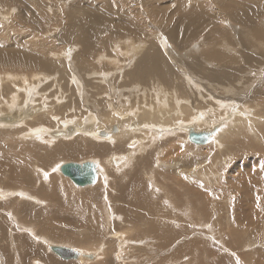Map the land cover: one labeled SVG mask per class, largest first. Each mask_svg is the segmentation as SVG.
<instances>
[{"label": "rangeland", "instance_id": "1", "mask_svg": "<svg viewBox=\"0 0 264 264\" xmlns=\"http://www.w3.org/2000/svg\"><path fill=\"white\" fill-rule=\"evenodd\" d=\"M78 9L80 10L78 11ZM169 25L170 27H167ZM172 29H174V32ZM120 37L121 39H119ZM116 39L119 42H116ZM125 39L133 42L136 46L139 43L138 47L145 44L147 48L150 44H155L158 49L160 48L164 58L162 60L170 68L171 73H175L174 78L176 80L173 78V83L177 81V73L178 76L183 75L180 80L181 87H183L182 89H184L186 95V98L183 97L184 102L191 104L190 106L193 109L197 108L198 111H203L206 119H214L212 110L208 111L207 109L209 107L213 109L218 102H227L226 104L238 107L237 112L245 111L246 108L241 103L242 97L245 98L243 102L249 104L253 117L257 115L264 116V0H0V76L7 73L25 74L27 78L24 80L25 86L36 87V93L31 94L25 108V115L30 113L31 108L40 107L42 105L41 101L46 100L49 105L45 101V106H47L45 109L50 115V124L54 128L63 125H59L53 120L56 118L59 121L72 117L84 118L87 117L86 115L89 112L90 115H96L100 121L107 122L105 120L106 112L109 113V115L106 114L107 117H110L112 109H115L119 115L125 116L124 112L125 110L127 112L129 105L138 106L139 103L134 102V99L140 101V97L143 96L142 93H139V96L137 95V98H135L130 91L132 85L129 86V83H127L126 74L122 73L121 75L119 73L122 68H127L128 64L129 66L132 65V62L129 63L132 58L128 59L120 55L117 50H131L126 49ZM164 39L166 44L163 47V44L160 43ZM81 44L83 48H81ZM85 46L86 48H84ZM113 46L117 54L113 53ZM32 48H36V50ZM87 49H89L88 53ZM14 50L19 56L14 53ZM20 55L25 56V58L23 57L24 61ZM76 55H80V57ZM55 56H59L58 59L54 58ZM101 57H105L106 60H100ZM171 57H175L173 60L175 62L172 61ZM185 57L186 59H184ZM52 59L58 62L56 63ZM118 59L121 61H118ZM31 61L60 65V68H47L38 71L40 69L38 65L34 67L26 66ZM59 62L60 64H58ZM116 64L118 65L116 66ZM178 65H182L185 70ZM132 66L135 68L137 64L134 63ZM149 66L151 68L149 67L146 70L147 73L149 72L148 81L141 82V86L143 85L146 88L155 82V80H151L152 83H149L151 82L149 79L155 75L152 72L153 67ZM35 69L37 70L35 71ZM129 69L127 73H129ZM35 72H43L36 74L39 76L45 75L47 78L44 77L48 80L38 81L35 78L34 80L33 77H31L32 79L29 78ZM137 72L142 73L143 69ZM195 75L203 81H200L201 88H193L187 85L189 80L186 81V79L190 78L192 79L190 81L194 82ZM103 80H106V82ZM0 86V93L2 92L0 95L1 102L2 98H7V95L14 88L10 90L11 85L7 84ZM16 86L23 87L24 84L22 81H17ZM76 88L78 91L75 90ZM60 90L65 91L63 92L64 96L69 101L63 100L61 107L55 106L53 110H50L51 105L55 104ZM120 92L122 93L120 94ZM38 93H40L39 97L36 96ZM204 96L208 97L210 101L205 102ZM23 98H26V96L22 95L21 101H23ZM124 98L129 99L130 104ZM122 100L123 102H121ZM104 101L106 104L103 103ZM118 102L122 103L119 109L117 108ZM31 103L33 107H30L32 106ZM112 106L114 108L111 109ZM192 108L191 110H193ZM134 121L131 122L135 123L134 125L137 128L139 123ZM253 121L255 128L258 127L257 133L255 130V135L248 134V132H232V136L227 135L225 138L223 136L221 148L218 144L212 143L211 146H200L194 149L191 146L193 143L190 145V140L189 142L187 140L186 142L178 141V144L182 147L177 150L178 147L175 144L177 141L169 143L167 140L161 139L162 143L155 145V148L161 146L164 150L159 157L160 167L156 166L155 152H152L155 149L150 148L146 150L145 155L143 152L136 153L134 166L127 171L116 172L114 167L104 165L106 176L102 179L107 181L101 180V184L90 191L87 190L88 188H78V190L64 176L62 177L67 180L56 178L55 182L60 186L62 200L53 199L49 202L51 204L49 206L45 204L40 206L37 202L29 201L28 203L25 200L28 204L32 203L36 207L40 206V213L28 218L26 225H29L28 227L33 226L42 233L44 232L43 234L37 232L40 239L49 234L46 237L54 240L53 233L58 234L61 238L58 237L59 240H54V243H60V239L66 241L65 238H71L68 244L72 243L71 245L78 248L94 247L95 249L103 247L104 244L102 251L106 252L107 257L104 260L100 258L95 264H104L106 261L111 262L110 264H172V262L173 264H264V122L259 124L255 123L257 120ZM110 125L108 124L107 128ZM234 127L232 126V128ZM129 129L133 130L132 126ZM236 129H249V125L236 124ZM1 134L0 159L8 157L9 153L18 154L21 152L22 145L17 143V141L20 142L17 138V141L14 139L9 140ZM186 134L181 132L178 137L185 138ZM78 137L75 136L69 140H58L57 142L65 145L72 144ZM36 141L31 143L40 147L39 143H45L46 140L44 142ZM134 145L132 142L128 146L122 143L118 150L124 154L131 153L127 151L130 146ZM12 147L14 148L12 149ZM114 151L117 150L113 148L109 152ZM39 154L40 156L47 155L46 152L41 151ZM106 155L108 154L106 153ZM117 156L119 155L114 156L116 160L119 159ZM83 158L86 157L69 156L63 160L61 158V161L67 160L63 164L79 162L84 160ZM115 159H113V162ZM54 161H45L46 165L44 166L40 162V167L48 170L57 162H61L60 158ZM152 164L153 166H151ZM30 172L32 177L35 175L33 177L34 182L28 185L32 189L30 192L36 191L35 194L40 195L38 192L44 191H40L43 188L41 186H48V184L43 183L45 181L42 180L41 174V178L37 173L35 174L33 166L30 168ZM198 172L203 173V175L207 174L208 177L200 178L203 176L197 175ZM54 173L57 174L58 172ZM11 177L10 173L0 171V180L6 184L9 183L12 188H16L18 184L12 183ZM38 179H41V181L39 180L40 183L36 185ZM6 187L11 188L8 184ZM84 191H96L97 198H89L87 203L83 204ZM255 192L256 194H254ZM85 197L87 196L85 195ZM44 198L46 197L44 196ZM132 202L137 203V205L134 207L131 204ZM14 205L16 204L12 201L0 203V264H35L37 263L34 262L35 260H40L44 264L47 263V260L52 259L53 256L49 255V252L42 246L44 243H36L34 235L31 236L26 231L21 232L18 230V225L16 226L14 223L10 225L12 223L11 217L8 214L5 215V212L10 208L15 210ZM29 208L31 209V207ZM88 217L89 220L94 218L95 230H93L91 223H87ZM136 217H139L137 218L138 222L134 223L133 220H136L134 219ZM255 225H257L256 228ZM19 227L22 228L20 225ZM154 228L166 231L165 234L169 236L168 239L171 238L170 241H174L168 249H159L157 245L150 248L151 245L146 242V239L144 240V237L154 238V234L151 232ZM246 229L249 232H246ZM115 230L116 233H113ZM123 233H126V235L128 233L127 240L132 241V243L142 238L144 243L126 244L122 254V251H119L120 241L118 236ZM130 235L131 237H129ZM179 236L180 239H178ZM116 237L117 239H115ZM175 240L180 243L177 246V248L180 246L178 250L176 245L179 243L178 241L176 243ZM156 242L159 243L160 241ZM23 244L32 246V251L23 250L24 247L26 248V245ZM107 246L109 247L107 248ZM155 249L158 251H155ZM159 250L163 251L162 254L159 253ZM56 260L63 262L62 259ZM95 261L85 262L94 263ZM67 264L77 263L69 262Z\"/></svg>", "mask_w": 264, "mask_h": 264}, {"label": "bare ground", "instance_id": "2", "mask_svg": "<svg viewBox=\"0 0 264 264\" xmlns=\"http://www.w3.org/2000/svg\"><path fill=\"white\" fill-rule=\"evenodd\" d=\"M5 1V0H4ZM93 1V0H92ZM42 2V1H41ZM4 3V2H3ZM7 4V3H6ZM88 4V3H87ZM44 5V4H43ZM4 6V5H2ZM6 7V6H5ZM76 7V6H75ZM76 9V8H75ZM80 9H78L79 11ZM87 10V9H86ZM85 10V11H86ZM37 11V10H36ZM246 12V11H245ZM74 13V12H72ZM83 13V12H82ZM88 14V12H87ZM73 15V14H72ZM78 15V13H77ZM81 15V14H80ZM79 15V16H80ZM251 15V14H250ZM249 15V16H250ZM84 16V15H82ZM98 16V15H97ZM188 16V15H187ZM194 16V15H193ZM199 17V16H198ZM247 17V15H246ZM128 18V17H127ZM158 18V17H157ZM195 18V17H194ZM103 19V18H102ZM203 19V18H202ZM250 19V18H249ZM72 20V19H71ZM75 20V19H74ZM80 20V19H79ZM82 20V19H81ZM84 20V19H83ZM87 20V19H86ZM129 20V19H128ZM73 21V20H72ZM77 21V20H76ZM75 21V23H76ZM154 21V20H153ZM109 22V21H108ZM129 22V21H128ZM182 22V21H181ZM74 23V21L72 22ZM84 23H85V20H84ZM130 23V22H129ZM109 24V23H108ZM131 24V23H130ZM138 24V22H137ZM88 25V24H87ZM107 25V24H105ZM133 25V24H132ZM73 26V25H72ZM91 26V25H90ZM88 26V27H90ZM81 27V26H80ZM79 27V28H80ZM104 27V26H103ZM121 27V26H120ZM167 27H170L167 26ZM108 28V27H107ZM72 29V28H71ZM95 29V28H94ZM96 30V29H95ZM109 30V29H108ZM113 30V29H112ZM132 30V29H131ZM134 30V29H133ZM73 31V30H72ZM115 31V30H114ZM119 31V30H118ZM172 31L174 32V29H172ZM168 32V31H167ZM176 32V31H175ZM106 33V32H105ZM177 33V32H176ZM116 34V33H115ZM124 34V33H123ZM126 34V33H125ZM139 34V33H138ZM152 34V32H151ZM162 34V33H161ZM92 35V34H91ZM133 35V34H131ZM157 35V34H156ZM163 35V34H162ZM121 36V34H120ZM142 36V35H141ZM161 36V35H160ZM188 36V35H187ZM193 36V35H192ZM73 37V36H72ZM83 37V36H82ZM134 37V36H133ZM132 37V38H133ZM155 37V36H154ZM158 37V35H157ZM118 38V37H117ZM163 38V37H162ZM166 38V37H164ZM168 38V37H167ZM181 38V37H180ZM95 39V38H94ZM114 39V38H113ZM121 39V37L119 38ZM138 39V38H137ZM161 39V38H159ZM77 40V39H75ZM110 40V39H108ZM115 40V39H114ZM126 40V39H125ZM144 40H145V37H144ZM81 41V40H80ZM142 41V40H141ZM154 41L156 42V40L154 39ZM153 41V42H154ZM170 41V40H169ZM83 42V41H81ZM112 42V41H111ZM114 42V41H113ZM116 42H119L117 41L116 39ZM115 42V45H117ZM123 42V41H122ZM158 42V41H157ZM159 43V42H158ZM112 45L114 43H111ZM124 44H127L126 45V49H131L129 51H126V50H118V53L120 55H123L125 57H127L128 59L129 58H132L130 62H132L131 64L133 65L134 63L137 64V66L134 68L132 65L129 66V64L127 65V68L131 67L129 69V73H127V68H122V70L119 71V73L122 75V73L126 74V80L127 83H129V86L132 85V88H131V92L133 93V95L135 96V98H137V95L139 93H142L143 96L140 97V101H137L136 99H134V102L136 103H139L138 106L134 105L133 103V106L129 105L128 106V109H127V112L125 110V116H121L119 115V113L117 112V110L115 109H112L114 108L113 106L110 107L112 109V114L110 117H107L106 114L109 115V113L106 112L105 116V120L107 122H102L100 121L96 115H90L89 112H88V115H86L87 117H84L82 114L81 116L84 117V118H77V117H72V118H69V119H64V120H61L59 121V119H53L55 120L56 123H59V125H62L61 127H53L51 126L50 124V115L48 114V111L46 112L47 109H45V106L46 103L48 104L49 102H47L46 100V103L45 101H41L42 105L38 108H31V111L30 113H28L27 115H25L24 111H25V108L27 107V103L28 101L30 100V97H31V94L32 93H36V87L34 88H31V86H25V79H27L25 77V74H13V73H7V74H1L2 76H0V85H3V84H7V85H11V88H14V90H12L9 95H7L8 97L7 98H2V101L0 102V134L2 136H6L9 140H12L14 139L15 141H17V139L20 141L17 143L22 145L21 148V152H16L18 154H11L9 153L8 154V157H5V158H2L0 159V171H3V172H8L11 174V182L13 183H16L18 184V186L15 188H12V186L7 183L11 188L9 187H6V183L2 182V180H0V203L2 204L3 202H8V201H12L13 203H15L16 205L15 206V210H11L8 209V211L5 212V215L8 214L10 217H11V221L14 225H18V230H20L21 232H28L31 236L34 235L35 236V239L36 240L35 242L36 243H40V242H43L45 249L46 251L49 252V255H52V259L50 260H47V263L49 262V264H67L69 262H73V263H77V264H95L98 262V260L100 258H102L103 260L107 257L106 255V252L102 251L103 250V247H104V244H103V247H100V248H95L94 247H87V248H78V247H75L71 244H68L71 240L68 239V238H65L67 239L66 241H62L60 239L61 242H65V243H54L53 241L56 240L58 241L59 238H61L58 234H54V240L46 237L48 235H45L43 238L41 237L40 239V236L38 235L39 232L41 231H37L33 226L32 227H28L26 225V221L28 218H30L32 215H38V213H40V206H43V204L45 205H51L49 204L50 201H52L53 199H57V200H60L61 199V194H60V190H59V185L57 184V182H55L57 179L56 178H59L61 180L65 179L63 178L61 172H60V167L63 166V162H66V161H61V158L62 160L66 157H69V156H84L86 158H83L84 160H81L79 162H82V161H85V162H93L95 163L98 168H99V174L100 176H98V182L95 186H91V187H87L88 189L87 190H92V189H96L97 186H99L101 184V180H104L102 178H104L106 176V173L104 172L106 170V167H109V166H112L116 169V172H124V171H127L129 170L130 168H132L134 166V162L136 160V157L135 154L136 153H140V152H143L146 153L148 149L152 148V150L155 149V151H152V152H155L154 155L156 157V166L157 167H160V162H159V157L160 155L162 154V152H164L163 148L160 146V147H156L155 148V145L157 143H160L162 140H167V142L171 143H175L177 141V144L176 146L178 147V149H180L182 147V145L178 144V141H182V142H186L188 140L189 142V133L191 131H193L195 134H202L203 135V138H206V140H204V142L202 143H193L191 142L190 145L193 143V145H191L192 147H194V149L196 148H199L200 146H208L212 143H215V144H218L219 145V148L222 147V144H221V141L225 138V136L227 135H231L232 136V132H248L249 133H252V135H255V130H256V133H257V128H255V124L253 120H257L255 121V123H263L264 122V116L263 115H257L255 117H253L252 115V111L250 110L251 108L247 105V103L243 102V100L245 99L244 97H242V100H241V103H243V107H245V111H239L237 112V108L236 106H232L230 104H226L227 102H218L216 103L217 106H214L213 109H211L210 107L207 109L208 111L212 110L213 112V116H214V119H206L205 117V114L203 113V111H198L197 108L193 109L189 104V103H185L184 102V98H186V95L184 93V89H182L183 87H181V80L182 79V76L179 75L178 76V73L176 74L177 76V81L176 83H173V78L175 76V73H171L170 71V68L165 64V61L163 56H162V51H160V48L158 49L156 47L155 44H150L147 48H146V45L142 47H138V45L136 46L135 44H133V42H129L128 39L126 41H124ZM160 44H163V47L165 46L166 44V41L165 39L162 41V43ZM159 44V46H160ZM169 44V43H168ZM67 45V44H66ZM70 45V44H69ZM78 45V44H77ZM82 45V44H81ZM86 45V44H84ZM107 45V44H106ZM34 46V45H33ZM79 46V45H78ZM109 46V45H107ZM125 46V45H124ZM162 46V45H161ZM168 46V45H167ZM35 47V46H34ZM70 47V46H69ZM110 47V46H109ZM114 47V46H113ZM112 47V48H113ZM118 48V45L116 46ZM122 47V46H121ZM169 47V46H168ZM173 47V46H172ZM171 47V48H172ZM183 47V46H182ZM78 48V47H76ZM83 48V45L82 47ZM86 48V46L84 47ZM111 48V47H110ZM109 48V49H110ZM120 48V47H119ZM174 48V47H173ZM27 49V48H26ZM34 49V48H32ZM90 49V48H89ZM89 49H87V53L89 52ZM92 49V48H91ZM96 49V48H95ZM175 49V48H174ZM19 50V49H18ZM21 50H24V49H21ZM36 50V48L34 49ZM45 50V49H44ZM79 50V49H77ZM172 50V49H171ZM76 51V50H75ZM74 51V52H75ZM85 51V49H84ZM6 52V51H5ZM20 52V51H18ZM23 52V51H22ZM40 52V50H39ZM60 52V51H59ZM91 52V51H90ZM164 52V51H163ZM12 53V52H11ZM14 53H15V50H14ZM13 53V54H14ZM32 53V52H31ZM34 53V52H33ZM51 53V52H50ZM58 53V52H57ZM67 53V52H66ZM84 53V52H83ZM106 53V52H105ZM104 53V54H105ZM114 54H117L115 53V47H114ZM166 53V52H165ZM16 54V53H15ZM35 54H36V51H35ZM40 54V53H39ZM63 54V53H62ZM77 54V53H75ZM93 54V53H92ZM90 54V55H92ZM212 54V53H211ZM210 54V55H211ZM17 55V54H16ZM24 55V54H22ZM81 55V54H80ZM80 55H76L78 57H80ZM102 55V54H101ZM171 55V54H170ZM184 55V54H183ZM189 55V53H188ZM213 55V54H212ZM215 55V54H214ZM13 56V55H12ZM19 56V55H17ZM21 56V55H20ZM35 56V55H34ZM43 56V55H42ZM60 56V54H59ZM58 56V57H59ZM83 56V55H82ZM89 56V55H88ZM107 56V55H106ZM114 56V55H113ZM15 57V56H14ZM23 57L25 58V56H21V59L24 61ZM28 57V56H27ZM58 57H54V58H57ZM61 57V56H60ZM2 58V56H1ZM41 58V57H40ZM43 58V57H42ZM53 58V57H52ZM64 58V57H63ZM76 58V57H75ZM95 58L97 59L96 55H95ZM93 58V59H95ZM116 57H114L115 59ZM122 58V57H121ZM126 58V60H127ZM170 59V57H168ZM175 57H171L172 61L174 60ZM188 58V57H187ZM195 58V57H194ZM4 59V57H3ZM13 59V58H12ZM32 59V58H31ZM39 59V58H38ZM37 59V60H38ZM47 59V57H46ZM62 59V58H60ZM71 59V58H70ZM80 59V58H79ZM109 59V57H108ZM112 59V58H110ZM163 59V60H162ZM179 59V58H178ZM186 59V57L184 58ZM220 59V58H219ZM15 60V59H14ZM40 60V59H39ZM44 60V59H43ZM53 60V59H52ZM55 60V59H54ZM53 60V61H54ZM90 60V59H89ZM100 60L102 61H105L106 58L105 57H101ZM117 60V58H116ZM134 60V62H133ZM176 60V59H175ZM51 61V62H53ZM59 61H62V60H59ZM81 61V60H80ZM101 61V62H102ZM114 61V60H113ZM118 61H121L118 59ZM123 61H125V59H123ZM2 62V61H1ZM5 62V61H3ZM56 62V61H54ZM53 62V63H54ZM58 62V61H57ZM56 62V63H57ZM67 62V61H66ZM71 62V60H70ZM97 62V60H96ZM175 62V61H173ZM68 63V62H67ZM66 63V65H67ZM155 63V64H154ZM172 63V62H171ZM177 63V62H176ZM15 64V63H14ZM60 64V62L58 63ZM71 64V63H70ZM95 64V63H94ZM97 64V63H96ZM101 64V63H100ZM106 64V63H105ZM121 64V63H120ZM169 64V62H168ZM4 65V64H3ZM17 65V64H16ZM19 65V64H18ZM35 65H38V67L40 69H38V71L40 70H43V69H56L57 67L59 66H56L54 64H51V63H47V62H42L40 61L39 63L37 61H31L30 63L26 64V66H35ZM65 65V66H66ZM69 65V64H68ZM73 65V64H72ZM108 65V64H107ZM118 64H116L117 66ZM151 65L153 67V73L155 74L154 77H152L151 79H149L150 81L152 80H155V82L152 83L149 82L150 84V87L146 88L144 87L143 85L141 86V82L143 81H146L149 76H148V73H147V68H149ZM171 65V64H170ZM169 65V66H170ZM9 66V65H8ZM13 66V65H12ZM22 66V65H21ZM103 66V65H102ZM178 66H181L182 69L183 66L182 65H178ZM10 67V66H9ZM36 67V68H38ZM70 67V66H69ZM101 67V66H100ZM174 67V66H172ZM202 67V66H201ZM6 68V67H5ZM60 68V67H59ZM71 68V67H70ZM75 68V67H74ZM103 68H105V66H103ZM102 68V70H103ZM151 68V67H150ZM179 68V67H178ZM193 68V67H192ZM27 69V68H26ZM67 69V67H66ZM72 69V68H71ZM121 69V68H120ZM143 69V72L142 73H138L137 71L139 70H142ZM175 69V68H174ZM37 69H35L36 71ZM97 70V69H96ZM101 70V69H100ZM151 70V69H150ZM185 70V69H184ZM48 71V70H46ZM74 71V70H73ZM124 71V72H123ZM191 71V70H190ZM189 71V72H190ZM204 71V70H203ZM1 72V71H0ZM49 72V71H48ZM55 72V71H54ZM181 72V71H180ZM4 73V72H3ZM36 73L38 74H41L39 72H35L33 73L29 78L33 77V79H38V81L40 80H48L46 79L47 77L45 75H37ZM71 73V72H69ZM68 73V74H69ZM73 73V72H72ZM204 73V72H203ZM74 74V73H73ZM77 74V73H76ZM98 74V73H97ZM113 74V73H112ZM193 74V73H192ZM47 75V74H46ZM75 75V74H74ZM91 75V74H90ZM104 75V74H103ZM109 75V74H108ZM107 75V76H108ZM111 75V74H110ZM114 75V74H113ZM187 75V74H186ZM185 75V76H186ZM46 78H45V77ZM48 76V75H47ZM58 76V75H57ZM55 76V77H57ZM112 76V75H111ZM43 77V78H42ZM63 77V76H62ZM106 77V76H105ZM116 77V76H115ZM50 78V77H48ZM78 78V77H77ZM99 79H101L100 77H97ZM195 80L194 82L190 81L192 79H186L189 80V84L187 83L188 86H192L193 88H201L200 85H201V82L202 80H199V78H197V76L195 75ZM32 79V78H31ZM34 79V80H35ZM62 79V78H61ZM117 79V78H116ZM175 79V78H174ZM184 79V78H183ZM69 80V78H68ZM78 80V79H77ZM87 80V79H86ZM176 80V79H175ZM17 81H22L24 86L23 87H18L16 85V82ZM31 81V80H30ZM104 82H106V80H103ZM109 81V80H108ZM148 81V80H147ZM185 81V83H186ZM11 84H9V83ZM63 82V81H61ZM73 82V80H72ZM92 82V81H91ZM126 82V81H125ZM124 82V84H125ZM203 82V81H202ZM20 83V82H19ZM65 83V82H64ZM70 83V82H69ZM205 83V82H204ZM22 84V83H21ZM72 85V83H70ZM78 84V83H77ZM101 84V83H100ZM111 84V82H110ZM184 84V83H183ZM18 85V84H17ZM68 85V84H67ZM70 85V86H71ZM82 85V84H80ZM115 85V84H114ZM186 85V84H184ZM208 85V84H207ZM210 85V84H209ZM74 86V85H73ZM76 86V85H75ZM109 86V85H108ZM122 86V85H121ZM126 86V85H125ZM128 86V84H127ZM128 86V87H129ZM191 87V88H192ZM1 88V86H0ZM3 88V87H2ZM40 88V87H39ZM115 88V87H114ZM4 89V88H3ZM38 89V88H37ZM49 89V88H48ZM68 89V88H67ZM70 89V87H69ZM108 89V88H107ZM130 89V88H129ZM1 90V89H0ZM8 90V88H7ZM31 90V91H30ZM75 90L78 91V89L76 88ZM204 90V89H203ZM202 90V91H203ZM215 90V89H214ZM3 91V90H2ZM6 91V90H5ZM50 91V90H49ZM70 91V90H69ZM74 91V90H73ZM201 91V90H200ZM199 91V92H200ZM7 92V91H6ZM5 92V93H6ZM65 92V91H63ZM62 92V90H60V94H58L59 96L56 97V102L54 105H51V108L50 110H53L55 108V106H60L61 107V102H63V100H66V96H64V93ZM117 92H119L117 90ZM186 92V91H185ZM194 92V90H193ZM225 92V91H224ZM2 93V92H1ZM0 93V95H1ZM69 93V92H68ZM108 93V92H107ZM122 92H120L121 94ZM130 93V92H129ZM217 93V92H216ZM221 93V92H220ZM44 94V93H43ZM57 94V93H56ZM73 94V93H72ZM118 94V93H117ZM124 94V93H123ZM128 94V92H127ZM219 94V93H218ZM22 95L26 96V98H23V101H21L22 99ZM34 95V94H33ZM45 95V94H44ZM239 95V94H238ZM6 96V95H5ZM35 96V95H34ZM32 96V98L34 97ZM36 96H40V93H38ZM68 96V95H67ZM70 96V95H69ZM73 96V95H71ZM124 96V95H123ZM139 96V95H138ZM207 96V95H206ZM204 96V101L207 102V101H210L208 97ZM59 97V99H58ZM84 97V96H83ZM108 97V96H107ZM125 97V96H124ZM131 97V96H130ZM237 97V95H236ZM55 98V97H54ZM72 98V97H71ZM85 98V97H84ZM120 98L122 99V97L120 96ZM35 99V97H34ZM38 99V98H37ZM36 99V100H37ZM44 99V98H43ZM49 99V98H48ZM69 99V98H68ZM125 99V98H124ZM194 99V98H193ZM217 99V98H216ZM73 100V99H72ZM128 103H129V99H125ZM124 100V101H125ZM181 100V101H180ZM35 101V100H34ZM66 101H69V100H66ZM201 101V100H200ZM38 102V101H37ZM65 102V101H64ZM76 102V101H75ZM87 102V101H86ZM85 102V103H86ZM107 102V101H106ZM109 102V101H108ZM123 102V100L121 101ZM119 103L118 102V106L117 108H121V104L122 103ZM184 102V103H182ZM34 103V102H33ZM36 103V102H35ZM73 103V102H72ZM93 103V102H91ZM104 104L105 101L103 102ZM199 103V102H198ZM197 103V104H198ZM24 104V106H23ZM32 104V103H31ZM39 104V103H38ZM130 104V103H129ZM215 104V103H214ZM49 105V104H48ZM76 105L77 102H76ZM126 105V104H125ZM199 105H201L199 103ZM39 106V105H38ZM111 106V105H110ZM124 106V105H122ZM194 106V105H193ZM219 106V107H218ZM30 107H33V104L32 106ZM37 107V106H36ZM54 107V108H53ZM193 110H191V108ZM221 107V108H220ZM40 108V109H39ZM42 108V109H41ZM59 108V107H58ZM109 108V107H108ZM249 109V110H247ZM263 109V108H262ZM29 110V109H28ZM59 110V109H58ZM102 110V109H101ZM204 110V109H203ZM96 111V110H94ZM121 111V110H120ZM80 112V111H78ZM83 112V110H82ZM97 112V111H96ZM101 112V111H100ZM58 113V112H57ZM71 113V112H69ZM98 113V112H97ZM211 113V112H210ZM59 114V113H58ZM57 114V115H58ZM72 114V113H71ZM62 115V114H60ZM74 115V114H73ZM98 115V114H97ZM75 116H77L75 114ZM100 116V114H99ZM252 116V117H250ZM52 118H54L52 116ZM86 118V119H85ZM104 119V118H102ZM137 121L139 123V126H137L136 128V125H134L131 121ZM211 120V122H210ZM134 121V122H135ZM136 122V123H137ZM55 123V124H56ZM108 124H111L108 128ZM236 124H240V125H249V129H244V130H238L236 129ZM47 126V127H46ZM132 126V129L133 130H130L129 127ZM232 126H235L234 128H232ZM70 127H73V130L71 131V135L70 136H67V137H61V138H53L52 136L49 135L50 132H54V131H57V132H60V131H66L67 128H70ZM10 129V130H8ZM143 129V130H141ZM184 133L186 134L185 138H179L178 135L179 133ZM235 135V134H234ZM242 135V134H241ZM75 136H79L72 144H60L59 142H57L58 140H69L71 138H74ZM188 136V138H187ZM224 136V138H223ZM237 137V136H236ZM17 138V139H16ZM239 138V137H238ZM43 139V140H41ZM137 139L136 141H133ZM162 139V140H161ZM36 140L38 141H45V143H39L41 146L39 147L38 145H34L33 143L31 142H37ZM24 142H27V143H24ZM132 142L133 144H135L134 146H130V148L128 149L127 152H131V153H127V154H124V153H121L120 150H118L120 148V145L122 143L126 144L127 146L129 145V143ZM58 143V144H57ZM162 143V142H161ZM198 146V147H197ZM7 148V146H6ZM14 147H12L13 149ZM19 148V147H18ZM51 148V149H49ZM116 149L117 151H114V152H109L111 151L112 149ZM5 150V148H4ZM220 150V149H219ZM17 151V150H16ZM40 151L41 152H46L47 155L46 156H40ZM3 152V151H2ZM149 152V151H148ZM8 153V152H7ZM6 153V154H7ZM14 153V152H12ZM106 153L108 155H106ZM2 154V153H1ZM116 155H119L117 156L119 159H115L114 156ZM145 155V154H144ZM5 156V155H4ZM114 157V158H113ZM57 158H60V161L61 162H57L54 166H51V168H49L48 170H44L40 167V162L43 163V166L46 165L45 161H54L55 159ZM89 158V159H88ZM164 158V157H163ZM100 159H103L102 161ZM113 159L114 162H113ZM141 159V158H140ZM144 160V159H143ZM37 162L38 164H36L35 162ZM58 161V160H57ZM146 161V160H145ZM165 161V159H164ZM56 162V161H54ZM77 162V163H79ZM150 162V161H149ZM84 162L80 163V164H83ZM148 163V162H147ZM48 165V164H47ZM53 165V164H51ZM105 165V166H104ZM148 165V164H146ZM252 165V164H251ZM33 166V170L35 171V174L37 173L39 175V178L42 177V180H44L45 184H48V186H41L43 187L42 190L40 191H43V192H38V194L40 195H37L35 194L36 191H32L30 192V190H32L30 188V185L31 182H34L33 180V176L31 175V172H30V168ZM42 166V167H43ZM49 166V165H48ZM153 166V164L151 165ZM250 167V166H249ZM6 168V169H4ZM53 168H55L53 170ZM144 169V168H143ZM48 171V172H47ZM54 172H58L57 174H55ZM179 173V172H178ZM42 176H41V175ZM122 174V173H121ZM214 174V173H213ZM51 175V177H50ZM197 175H202L203 177H200V178H207L208 175L207 174H204L206 176L203 175V173H200L198 172ZM215 175V174H214ZM8 176V175H7ZM41 176V177H40ZM109 176V175H108ZM211 176V175H210ZM110 177V176H109ZM141 177V176H140ZM9 178V177H8ZM37 178V177H36ZM113 178V177H112ZM123 178V177H122ZM116 179V178H115ZM41 179H38L37 182H36V185H38L40 183ZM67 180V179H65ZM133 180V179H132ZM59 181V180H58ZM104 181H107V180H104ZM153 181V179H152ZM61 182V181H60ZM69 182V181H68ZM71 182V181H70ZM4 183V184H2ZM15 184V186H16ZM60 184V183H59ZM72 184V183H71ZM162 184V183H161ZM258 184V183H257ZM25 185V186H23ZM73 185V184H72ZM106 185V183H105ZM75 186V185H74ZM128 186V185H127ZM153 186V184H152ZM76 187V186H75ZM256 187V186H255ZM40 188V187H39ZM130 188V187H129ZM136 188V186H135ZM134 188V190H135ZM78 189V187H77ZM109 189V188H108ZM79 190V189H78ZM99 190V188H98ZM106 190V189H105ZM119 190V189H118ZM169 190V188H168ZM66 191V190H65ZM85 192L83 195H84V199L82 200V203L85 204L87 203V200L89 198H92L94 199L96 197V191H92V192ZM131 191V190H130ZM133 191V190H132ZM258 191V190H257ZM256 191V192H257ZM81 192V191H80ZM100 192V191H99ZM104 192V191H103ZM113 192V191H112ZM256 192L254 194H256ZM65 193V192H64ZM102 193V192H100ZM134 193V192H133ZM260 193V192H259ZM68 195V193H66ZM258 194V193H257ZM85 195L87 197H85ZM116 195V194H115ZM132 195V194H131ZM137 195V194H136ZM147 195V194H146ZM44 196L46 198H44ZM107 195L105 194V197ZM67 197V196H65ZM64 197V198H65ZM109 197V196H108ZM260 197V196H259ZM97 198V197H96ZM95 198V199H96ZM104 198V197H103ZM118 198V197H117ZM29 201L31 202H37L38 204H40V206H37L36 205H32L31 204H28ZM62 200V199H61ZM58 202V201H57ZM48 203V204H46ZM62 203V201H61ZM65 203V202H64ZM74 203V202H73ZM97 203V202H96ZM132 205H137V203L135 202H132L131 203ZM66 205V204H65ZM97 205V204H96ZM140 205V204H139ZM54 206V205H53ZM31 207V209L29 208ZM115 207V206H114ZM134 207H133V212L135 211L134 210ZM5 208V207H4ZM3 208V209H4ZM42 208V207H41ZM65 208V207H64ZM63 208V209H64ZM43 209V208H42ZM48 209V208H47ZM51 209V208H50ZM62 209V208H61ZM95 209V208H94ZM136 209V208H135ZM67 210V208H66ZM132 210V209H131ZM5 211V210H4ZM45 211V210H44ZM95 211V210H94ZM123 211V210H122ZM56 212V211H55ZM58 212V211H57ZM145 212V211H144ZM1 213V212H0ZM92 213V211H91ZM138 213V212H137ZM110 214V213H109ZM113 214V213H112ZM115 214V212H114ZM118 214V213H117ZM133 214V213H132ZM136 214V213H135ZM4 215V214H3ZM48 215V213H47ZM99 215V214H98ZM116 215V214H115ZM110 216V215H109ZM133 216V215H132ZM25 217V219H24ZM33 217V216H32ZM51 217V215H50ZM60 217V216H59ZM58 217V218H59ZM64 217V216H62ZM100 217V216H98ZM112 217V216H111ZM114 217V215H113ZM134 217V216H133ZM150 217V216H149ZM252 217V216H251ZM9 218V217H8ZM57 218V217H56ZM108 218V216H107ZM139 217H136L134 219L136 220H133V222H138V219ZM52 219V218H51ZM116 219V218H115ZM118 221H119V217L117 218ZM123 219V217H122ZM121 219V220H122ZM150 219V218H149ZM156 219V218H155ZM24 220V221H23ZM47 220V219H46ZM144 220V219H143ZM151 220V219H150ZM252 220V219H251ZM32 221V220H31ZM40 221V220H38ZM49 221V220H48ZM108 221V219H107ZM25 222V223H24ZM45 222V221H44ZM43 222V223H44ZM181 222V221H180ZM47 223V222H46ZM87 223H91L92 225V228L93 230H95L96 226H95V223H94V218H90L89 220V217H88V221ZM109 223V221H108ZM110 223H111V219H110ZM113 224V223H112ZM131 224V223H130ZM149 224V223H148ZM13 225V226H14ZM19 225L22 227L20 228ZM41 225H44V224H41ZM46 225V224H45ZM48 225V224H47ZM111 225V224H109ZM120 226V225H119ZM175 226V225H174ZM179 226V225H178ZM257 225H255V228H256ZM106 227V226H105ZM242 228V227H241ZM248 228V226H247ZM259 228V227H258ZM43 229V228H42ZM51 229V228H50ZM104 229V228H103ZM118 229V228H117ZM131 229V228H130ZM166 229V228H165ZM181 229V228H180ZM252 229V228H251ZM262 229V228H261ZM168 230V229H167ZM174 230V229H173ZM172 230V231H173ZM15 231V230H14ZM44 231V230H43ZM46 231V230H45ZM80 231V230H79ZM105 232V230H103ZM123 231V230H122ZM127 231V230H126ZM130 231V230H129ZM147 231V230H146ZM171 231V230H170ZM252 231V230H250ZM13 232V231H12ZM38 232V233H37ZM83 232V231H82ZM88 232V231H87ZM118 232H121V231H118ZM125 232V231H123ZM152 234H154V238L153 237H144V240L146 239V242H148L151 246H149L150 248H152L153 246L156 247V245L158 246L159 249H162L164 250V248H167L170 247L174 241H170V239H168L169 236H166L164 230L160 229V228H154L152 231ZM246 232H249L248 229H246ZM18 233V231H17ZM42 233V232H41ZM39 233V234H41ZM44 233V232H43ZM42 233V234H43ZM84 233V232H83ZM99 233V232H98ZM113 233H116V230L115 232ZM180 233V232H179ZM46 234V233H45ZM52 234V236H53ZM74 234V233H73ZM89 234V233H88ZM97 234V233H96ZM104 234V233H103ZM169 234V233H168ZM246 234V233H245ZM244 234V235H245ZM247 234H250V233H247ZM110 235V234H109ZM108 235V236H109ZM128 235V233H127ZM126 233H123L121 235H119V241H120V248H119V251L121 252L122 250L125 249V245L126 244H140V243H144V241L142 239H139L138 241H134L132 243V241L130 240H127V236ZM127 236V237H126ZM15 237V235H14ZM28 237V236H27ZM59 237V238H58ZM105 238V236H103ZM131 237V235L129 236ZM140 238V236H138ZM23 238V237H22ZM25 238V237H24ZM95 238V237H94ZM113 238V237H112ZM135 238V237H134ZM166 240H165V239ZM26 239V238H25ZM30 239V238H29ZM108 239V238H107ZM117 239V237L115 238ZM178 239H180V236L178 237ZM160 241L159 243L156 242V241ZM28 241V240H27ZM143 241V242H141ZM176 241V240H175ZM178 241V240H177ZM176 241V243H177ZM186 241V239H185ZM34 242V241H33ZM34 242V243H35ZM77 242V241H76ZM105 242V241H104ZM112 242V241H111ZM20 243V242H19ZM29 244L31 242H28ZM175 243V244H176ZM179 243V241H178ZM41 244V243H40ZM75 244V243H74ZM101 244V243H100ZM174 244V246H175ZM181 244H182V241H181ZM260 245V243H258ZM24 246L26 245V248L24 247L23 250H26V251H29L31 252L32 250V246L30 247L28 244H23ZM39 245V244H38ZM37 245V246H38ZM85 245V244H84ZM180 245L177 244L176 245V248L177 246ZM35 246V245H33ZM36 246V247H37ZM41 246V245H40ZM88 246V244H87ZM90 246V245H89ZM93 246V245H92ZM137 246V245H136ZM252 246V245H251ZM21 247V245H20ZM39 247V246H38ZM56 247H64V248H69V249H74L76 250L77 252H79V254H81L80 258L78 260H68V261H65V260H62L63 262L61 261H58L56 259H60L57 257V255L52 251V248H56ZM96 247V246H95ZM109 246H107L108 248ZM144 247V246H143ZM180 247V246H179ZM178 247V248H179ZM248 247V246H246ZM127 248V247H126ZM129 248V247H128ZM154 248V247H153ZM177 248V250H178ZM44 249V250H45ZM172 249V248H171ZM130 250V249H128ZM152 250V249H151ZM157 249H155L156 251ZM35 251V250H34ZM153 251V250H152ZM154 251V252H155ZM158 251V250H157ZM24 252V251H23ZM108 252V251H107ZM129 252V251H128ZM127 252V253H128ZM149 252V251H148ZM161 252L162 254V250H159V253ZM33 253V252H32ZM36 253V252H35ZM122 254L124 253V251L121 252ZM151 253V252H150ZM158 253V254H159ZM166 253V252H165ZM164 253V254H165ZM262 253V252H261ZM26 254V253H24ZM31 254V253H30ZM29 254V255H30ZM168 254V252H167ZM172 254V253H171ZM27 255V254H26ZM48 255V256H49ZM128 255V254H127ZM149 255V254H148ZM88 256L90 257H93L92 259H89L87 258ZM119 257V255H118ZM150 257V256H149ZM50 258V256H49ZM55 258V259H54ZM158 258V257H157ZM155 258V259H157ZM170 258V257H169ZM176 258V257H175ZM180 258V257H179ZM255 258V257H254ZM262 258V256H261ZM122 259V258H121ZM166 259V258H165ZM96 260V261H95ZM145 260V259H143ZM179 260V259H178ZM180 260H182L180 258ZM6 261V260H5ZM85 261H95L94 263H86ZM122 261V260H121ZM262 261V260H261ZM29 262V261H28ZM34 262H37L35 264H44L42 261L40 260H35ZM130 262V261H129ZM135 262V260H134ZM158 262V261H157ZM263 262V261H262ZM45 263V264H47ZM103 263V262H101ZM110 264L111 262H105L104 264ZM178 263V262H177ZM149 264V263H148ZM173 264V262H172ZM175 264V263H174ZM180 264V263H179Z\"/></svg>", "mask_w": 264, "mask_h": 264}, {"label": "water", "instance_id": "3", "mask_svg": "<svg viewBox=\"0 0 264 264\" xmlns=\"http://www.w3.org/2000/svg\"><path fill=\"white\" fill-rule=\"evenodd\" d=\"M73 127L67 128L66 131H54L50 132L49 135L53 138H61L70 136ZM189 140L193 143H202L206 138H203L201 134H195L193 131L189 133ZM61 174L70 180L78 188H87L95 186L98 182L99 168L93 162H84L83 164L77 162H68L60 167ZM52 251L57 255L58 258L68 260H78L81 256L79 252L74 249L56 247L52 248ZM87 258L92 259L93 257L88 256Z\"/></svg>", "mask_w": 264, "mask_h": 264}]
</instances>
